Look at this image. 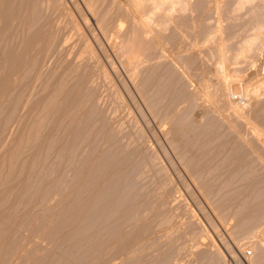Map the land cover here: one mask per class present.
Segmentation results:
<instances>
[{"label":"rangeland","instance_id":"obj_1","mask_svg":"<svg viewBox=\"0 0 264 264\" xmlns=\"http://www.w3.org/2000/svg\"><path fill=\"white\" fill-rule=\"evenodd\" d=\"M129 1L29 0L32 4H28V9L30 7L32 13H29L27 20L29 18L32 22V18L36 23L32 22L26 34L40 31L43 35L41 40L45 41L40 53L48 51L37 55L40 60L36 58V62L33 59L36 56L32 57V52L29 54L31 59L26 61L21 70L32 67L31 70H24V73L19 70L20 74L13 72L7 91L9 94H5L0 101V264H251V258L258 251L262 250L264 256V215L259 223L251 226L254 227L253 233L249 227L245 230L240 228L247 215L255 211L264 214V162L258 161L247 147L244 148L242 142L239 143V139L236 140L238 136L229 124L232 120H225L218 111L222 103L214 109L207 102H200L197 96L201 85L209 82L211 85H207L212 86L214 81L213 64L219 52L217 27H221L219 30L223 32L224 43H228L224 46L230 47L232 52L229 50V54H233L240 40L252 33L254 21L264 20L263 2L256 1L248 4L247 8L245 6L242 11L232 13L236 5L234 0H219L222 4L216 11L212 3L214 0H187L190 5L186 7H192L184 10V13L178 9L175 15L169 16L173 18L168 19L162 11L163 16L170 20L169 26L167 24L165 32L157 31L155 27L153 31L152 26V35L148 37L142 35L144 30L136 28L141 26L128 17ZM147 5L140 11L145 17L151 14L150 6ZM254 6L256 9H253ZM155 16L154 19H157ZM15 27L10 31L19 29ZM151 40L158 41L162 46L155 45L156 53L152 47L149 49L152 52L146 50L152 53V58L144 49ZM261 47L247 57L248 60L236 62L237 66L226 60L225 69L228 68L227 71L234 74L232 79L229 78L231 82L233 80L246 86L248 83V87L251 84V91L264 88L260 87L264 84V42ZM144 54L152 62L147 59L142 62L145 61L142 58ZM136 56V60L141 62L135 61V58L132 60ZM125 62L129 65L126 66ZM227 63L231 65L227 66ZM82 68L84 73L89 72L86 73L87 82L84 81V84L78 80ZM100 69L106 72L107 78ZM134 71L139 76L136 80L132 78ZM33 72L40 73L39 79ZM254 80L260 81H257V89L256 82L252 83ZM13 81L17 82L15 87ZM78 85L80 91L84 92L78 89L76 95L68 94L73 86L77 88ZM207 85L209 91L211 87ZM211 89L213 96L212 90L215 91V88ZM66 96H73L71 98L74 99L59 116V108L62 109L66 103ZM247 100H244L245 105L249 103ZM250 103L249 107L244 105L246 111L251 109L253 102ZM81 112L84 114L81 115ZM259 118H256V123L263 122L261 116ZM73 124L79 131L81 127L84 128L82 132L73 130L74 141L70 136ZM238 124L243 126L242 123L235 126L240 127ZM44 136L47 140L41 138ZM40 142L45 145H40ZM238 144L240 147H237ZM93 151L98 152L96 156L101 159L96 156L93 158L94 155L90 154ZM259 152L261 156L264 154V150ZM103 154L104 157H101ZM88 193L90 198L97 197L94 200L95 208L89 211L80 207L89 198ZM132 238L136 243L131 241ZM123 243L127 244L128 250L117 253Z\"/></svg>","mask_w":264,"mask_h":264},{"label":"bare ground","instance_id":"obj_2","mask_svg":"<svg viewBox=\"0 0 264 264\" xmlns=\"http://www.w3.org/2000/svg\"><path fill=\"white\" fill-rule=\"evenodd\" d=\"M129 1V0H128ZM221 1V0H220ZM234 1H236L235 3H234V5H235V8H234V10H232V13L233 12H239V10H241L242 11V9L246 6V8L248 7L247 5L248 4H253V3H256V1L257 2H263V4H264V0H234ZM130 3H128V5H129V9H127V10H129L130 12V16H128L131 20H133L134 21V23L135 22H137L140 26H141V28H138V27H136L137 29H140L141 31H142V29L144 30L143 32V34L142 35H146V36H150V35H152L151 34V27L153 26V31H154V27H155V29H157V31L158 30H160V31H164L165 29H166V26H167V24L168 23H170V20H167L165 17H167L168 19L169 18H173V16L172 17H169V16H171V14L173 15L176 11L178 12V9L180 10V11H183V13L185 12V11H187V8H191V7H186V6H189L190 5V3L187 1V0H130L129 1ZM187 2L189 3L188 5H187ZM218 2H219V0H214V2L212 1V3H214V10L216 11V10H218V8H219V5H221L222 3H220V4H218ZM223 2V1H222ZM229 2V1H228ZM227 2V3H228ZM259 2V3H260ZM29 2V0H0V101L4 98V95L5 94H9L7 91L10 89V84H9V81L12 79L11 78V75H14L13 74V72H16V73H18V74H20V72H18L19 70H21V68L23 67V65L26 63V61H28V60H30L29 59V54L31 55V52H32V57H34V56H36L35 58H33L34 59V61L36 60V58H37V55H42L43 53L45 54V51H48V50H45V51H43V53H40V51L43 49V47L42 46H44L45 45V41H43V39L41 40V37L43 36H41V32L40 31H38V32H36V31H34L33 33H32V35L31 34H29V32H27V34H26V31H28V30H30L31 28H30V26H32V24L34 23L33 22V20H32V18H31V21L33 22H30V20H29V18H28V20H27V16L29 15V13H32V12H30L29 10H30V7H29V9H28V6L29 5H31L32 3H30ZM225 3V2H224ZM29 4V5H28ZM126 4V3H125ZM145 4V5H144ZM146 4H148L147 6H150L149 7V9H151V14L149 15V13L146 15V17L144 16V15H142L141 14V8H143V6H146ZM204 4V3H203ZM230 4V3H229ZM258 4V3H257ZM262 4V3H261ZM193 5V4H192ZM196 5V4H195ZM200 5H202V4H200ZM206 5V4H205ZM255 5V4H254ZM33 6V5H32ZM32 6H31V8H32ZM89 6V5H88ZM127 6V5H126ZM252 6V5H251ZM255 7V6H254ZM186 8V9H185ZM201 8H203V7H201ZM225 8V7H224ZM249 8H250V6H249ZM253 8V7H252ZM120 9V8H119ZM220 9V8H219ZM226 9V8H225ZM253 9H256V7L255 8H253ZM90 10V9H89ZM185 10V11H184ZM31 11H32V9H31ZM120 11V10H119ZM142 11H144V10H142ZM150 11V10H149ZM162 11H163V13L165 14L166 13V15L167 16H163V13H162ZM180 11H179V13H180ZM188 11H189V9H188ZM190 11H192V10H190ZM189 11V12H190ZM210 11V10H209ZM229 11V10H228ZM254 11V10H253ZM124 12H126V11H124ZM159 12L160 13H162V14H159ZM176 12V13H177ZM218 12V11H217ZM129 13H128V15H129ZM145 13V12H144ZM143 13V14H144ZM156 13L157 14H159V16L160 15H162V17L160 18L158 15L157 16H155L156 15ZM205 13V12H204ZM207 13V12H206ZM209 13V12H208ZM220 13V12H219ZM225 13V12H224ZM230 13V12H229ZM93 14V13H92ZM91 14V15H92ZM126 14V13H125ZM181 14H182V12H181ZM217 14V13H216ZM31 15V14H30ZM33 15V14H32ZM35 15V14H34ZM175 15V14H174ZM178 15V14H177ZM184 15V14H183ZM198 15V14H197ZM196 15V16H197ZM203 15V14H202ZM218 15V14H217ZM227 15V14H226ZM230 15V14H229ZM253 15V14H252ZM259 15V14H258ZM104 16V15H103ZM153 16V17H152ZM154 16L155 17H157V19H154ZM211 16V15H210ZM29 17V16H28ZM105 17V16H104ZM182 17V16H181ZM229 17V16H228ZM256 17H257V15H256ZM197 18H198V16H197ZM208 18V16L205 18V19H207ZM244 18V17H243ZM262 18H263V16H262ZM34 19V18H33ZM64 19V18H63ZM67 19V18H66ZM102 19L103 18H101L100 20L102 21ZM116 19H117V17H116ZM128 18H126V20H127ZM200 19V18H199ZM219 19V18H218ZM217 19V20H218ZM222 19V18H221ZM220 19V20H221ZM227 19V18H226ZM232 19V18H231ZM230 19V20H231ZM257 19V18H256ZM35 20V19H34ZM61 20V19H60ZM99 20V21H100ZM169 21V22H167V21ZM178 20V19H177ZM195 20V19H194ZM224 20V19H223ZM260 20V19H259ZM263 20V19H262ZM73 21H74V19H73ZM98 21V20H97ZM98 21V22H99ZM104 21V20H103ZM179 21V20H178ZM203 21V20H202ZM228 21V20H227ZM232 21V20H231ZM231 21H230V24H231ZM252 21H253V19H252ZM258 21V20H257ZM41 22V21H40ZM59 22V21H58ZM57 22V23H58ZM97 22V23H98ZM118 22V21H117ZM120 22V21H119ZM215 22H220V21H215ZM222 22V21H221ZM226 22V21H225ZM229 22V21H228ZM15 23V24H14ZM36 23V22H35ZM34 23V24H35ZM134 23H132V24H134ZM136 23V24H137ZM194 23V22H193ZM200 23V22H199ZM233 23V22H232ZM243 23V22H242ZM241 23V24H242ZM252 23V22H251ZM250 23V24H251ZM117 24V23H116ZM120 24V23H119ZM191 24V23H190ZM203 24V23H202ZM212 24V23H211ZM222 24V23H221ZM240 24V23H239ZM247 24V23H246ZM97 25V24H96ZM101 25V24H100ZM215 25H217L218 26V23L216 24L215 23ZM234 25H235V23H234ZM11 26H13V27H15V26H17V27H15V29L16 28H19V29H17V31H18V34L16 33L17 31H15L14 32V30H12V31H10V29H12L13 27H11ZM138 26V25H137ZM168 26H169V24H168ZM11 27V28H10ZM33 27H34V25H33ZM39 27V26H38ZM55 27V26H54ZM101 27V26H100ZM120 27V26H119ZM118 27V28H119ZM201 27H203V25L201 26ZM213 27V26H212ZM220 27V26H219ZM219 27H217L218 28V33H216V35L218 34L219 36L217 37V43H218V50H219V52H218V58L217 59H215L216 61H215V63L213 64L214 65V68L215 69H213V71H214V73L212 72V74H213V79H214V81L212 82L213 84H214V87L212 88V86H213V84H212V86H208V85H211V83H209V82H207L209 79H206L207 81V84H205L204 82H203V80H202V83H204L203 85H201V83H198L199 85H201V89L200 90H198L197 91V96H198V99H200L199 101L200 102H202V103H205V102H207L210 106H212V107H214V109H215V107H220V105H221V103H222V105H221V107L220 108H218L219 110L218 111H220V114L223 116V118L225 119V120H228V121H230V120H232V121H230V126L231 127H233L231 130L234 132V134L236 135V136H238V138H236V140L237 139H239L238 141H239V143H241L242 142V144L243 145H245V149H246V147H247V149L249 150V151H251L252 153H253V155L255 156V158L256 159H258V161H263L264 162V154L261 156V153L259 152V151H263L264 150V125H260V123L261 124H263L264 123V115L262 114V112H264L263 110H264V100H262V99H264L263 97L261 98V96L262 95H264L263 94V92L262 91H264V88H261V89H259L258 87L259 86H257V81H259V80H257V81H255L254 80V82H252V83H255L256 82V91H254V86H252V91H251V84H249L250 86L248 87V83H247V86H246V84H240V82H234L233 80H232V82H231V80L230 79H232V74L233 73H229V71H227V69H225V64H226V60H228V61H231V62H233L234 64L236 63V62H238V61H240V60H245V59H249V58H247V57H249L250 55H252V54H254L256 51H259V49H260V47L262 46V44H263V42H264V20L263 21H260V22H256V21H254V24H252V29H251V32L252 33H250V35H248L249 37H247L245 34V36L247 37V38H243L244 40H240V42H239V44H238V46L236 45V49H235V51L233 52V54H229V50H231L230 49V47H228V46H224V45H227L228 43H224V41H226L225 39H224V36L222 35L223 34V32L221 33V30H219ZM246 27V26H245ZM78 28V27H77ZM98 28V27H97ZM106 28V27H105ZM135 28V27H134ZM192 28V27H191ZM208 28H210L209 26H208ZM216 28V29H217ZM221 28V27H220ZM228 28H229V26H228ZM244 28V27H243ZM251 28V27H250ZM102 29V28H101ZM104 29V28H103ZM168 29V28H167ZM230 29V28H229ZM241 29V28H240ZM39 30V29H38ZM41 30V29H40ZM108 30V29H107ZM121 30V29H120ZM120 30H118L119 32H120ZM139 30V31H140ZM175 30V29H174ZM190 30V29H189ZM188 30V31H189ZM109 31H110V29H109ZM152 31V32H153ZM159 31V32H160ZM166 31V30H165ZM164 31V32H165ZM168 31V30H167ZM192 31V30H191ZM201 31V30H200ZM232 31V30H231ZM30 32H32V31H30ZM108 32V31H107ZM114 32V31H113ZM119 32H117L118 34H119ZM204 32V31H203ZM245 32V31H244ZM243 32V33H244ZM78 33V32H77ZM115 33V32H114ZM134 33V32H133ZM168 33V32H167ZM204 33H206V32H204ZM209 33V32H208ZM48 34V33H47ZM79 34V33H78ZM107 34V33H106ZM105 34V35H106ZM109 34V33H108ZM111 34H112V30H111ZM121 34V33H120ZM132 34V33H131ZM156 35H157V32L155 33ZM154 34V35H155ZM162 34V33H161ZM164 34V33H163ZM237 34V33H236ZM27 35H31V37H29V36H27ZM117 35V34H116ZM129 35V34H128ZM132 35H134V34H132ZM155 35V36H156ZM159 35V34H158ZM172 35V34H171ZM205 35V34H204ZM233 35H235V34H233ZM238 35V34H237ZM17 36V37H16ZM93 36H95V35H93ZM109 36V35H108ZM111 36V35H110ZM114 36V35H113ZM112 36V37H113ZM119 36V35H118ZM122 36V35H121ZM130 36V35H129ZM145 36V37H146ZM198 36V35H197ZM207 36V35H206ZM29 37V38H28ZM71 37V36H70ZM83 37V36H82ZM112 37H111V39H112ZM128 37V36H127ZM132 37V36H131ZM134 37V36H133ZM138 37V36H137ZM151 37V36H150ZM160 37V36H159ZM158 37V38H159ZM213 37V36H212ZM17 38H19V40L17 39ZM43 38V37H42ZM55 38V37H54ZM85 38V37H84ZM115 38V37H114ZM113 38V39H114ZM117 38V37H116ZM119 38V37H118ZM144 38V37H143ZM200 38V37H199ZM18 40V41H15L14 42V40ZM46 39H47V37H46ZM52 39V38H51ZM69 39V38H68ZM122 39V38H121ZM127 39V38H126ZM151 39V38H150ZM196 39H197V37H196ZM88 40V39H87ZM110 40V39H109ZM123 40V39H122ZM131 40V39H130ZM137 40H139V39H137ZM161 40V39H160ZM168 40V39H167ZM215 40V39H214ZM43 41V42H42ZM48 41V40H47ZM49 41H50V39H49ZM113 40H111V42H112ZM152 41V42H151ZM150 42H148V43H146V48H145V46H144V49H145V51L146 50H149L151 47V49H155L154 47H155V45L158 47V46H161V45H159V43H158V41H153V40H151ZM184 41V40H183ZM4 42V43H3ZM88 42V41H87ZM110 42V41H109ZM114 42V41H113ZM139 42H140V40H139ZM2 43L4 44V45H2ZM86 43V42H85ZM84 43V44H85ZM91 43V42H90ZM116 43V42H115ZM119 43V42H118ZM121 43H123V42H121ZM166 43H169V42H166ZM172 43H173V41H172ZM200 43V42H199ZM213 43V42H212ZM224 43V44H223ZM89 44V43H88ZM137 44V43H136ZM148 44V45H147ZM161 44V43H160ZM116 45V44H115ZM197 45H199V44H197ZM197 45H196V48L198 49V47H197ZM214 45V44H213ZM48 46V45H47ZM47 46L45 47L46 49H47ZM65 46V45H64ZM88 46V45H87ZM90 46H91V44H90ZM166 46V45H165ZM216 46V45H215ZM217 46H216V48H217ZM220 46V47H219ZM93 47V46H92ZM119 47V46H118ZM140 47V46H139ZM162 47V46H161ZM85 48H87V47H85ZM89 48V47H88ZM113 48V47H112ZM135 48V47H134ZM210 48V47H209ZM211 48H213V47H211ZM215 48V49H216ZM262 48V47H261ZM77 49V48H76ZM143 49V48H142ZM163 49V48H162ZM50 50L51 49H49V52H50ZM78 50V49H77ZM88 50V49H87ZM94 50V49H93ZM118 50V49H117ZM217 50V49H216ZM65 51V50H64ZM89 51V50H88ZM141 51V50H140ZM150 52H152V50H149ZM147 52L146 51V53H148V55H150V57L152 56V53H150V52ZM155 51V50H154ZM186 51V50H185ZM204 51V50H203ZM212 51V50H211ZM78 52V51H77ZM83 52V51H82ZM92 52H94V51H92ZM157 52V50L154 52V53H156ZM160 52V51H159ZM162 52V51H161ZM216 52V51H215ZM214 52V53H215ZM231 52H232V50H231ZM52 53V52H51ZM50 53V54H51ZM87 53V52H86ZM90 54H91V56L92 57H94V54H92L91 53V51L89 52ZM96 53V52H95ZM150 53V54H149ZM46 54H48L47 52H46ZM66 54V53H65ZM80 54H82V53H80ZM159 54V53H158ZM85 55V54H84ZM83 55V56H84ZM127 55V54H126ZM138 55V54H137ZM145 55V54H144ZM144 55H142L143 57V59H145V61H142V62H146V59H147V61H149V56H147V54L145 55V56H147V58L144 56ZM164 55V54H163ZM166 55V54H165ZM208 55V54H207ZM229 55L230 56H232L231 57V60L229 59L230 57H229ZM48 56V55H47ZM68 56V55H67ZM79 56H81V55H79ZM78 56V57H79ZM98 56V55H97ZM155 56V55H154ZM159 56V55H158ZM43 57H44V55H43ZM50 57V56H49ZM77 57V58H78ZM85 57V56H84ZM131 57V56H130ZM145 57V58H144ZM149 57V58H148ZM170 57V56H169ZM199 57V56H198ZM227 57V58H226ZM256 57V56H255ZM40 58H42V57H40ZM69 58H70V56H69ZM95 58V57H94ZM132 58V57H131ZM134 58H135V61H139V60H136L137 59V56L136 57H133V59L132 60H134ZM142 58H140V59H142ZM152 58V57H151ZM166 58V57H165ZM180 58V57H179ZM202 58V57H201ZM33 59H32V61H33ZM37 59H39V56H38V58ZM46 59V58H45ZM45 59H43V60H45ZM48 59V58H47ZM75 59V58H74ZM73 59V60H74ZM87 59V58H86ZM90 59V58H89ZM93 59V58H92ZM98 59H100V58H98ZM156 59V58H155ZM172 59V58H171ZM178 59V58H177ZM40 60V59H39ZM39 60H38V62L37 63H39ZM42 60V61H43ZM73 60L71 61V62H73ZM82 60V59H81ZM84 60V59H83ZM91 60V59H90ZM128 60V59H127ZM131 60V61H132ZM151 60V59H150ZM182 60V59H181ZM37 61V60H36ZM35 61V62H36ZM77 61H79V59L77 60ZM86 61V60H85ZM94 61V60H93ZM110 61V60H109ZM126 61V60H125ZM185 61V60H184ZM35 62H32V64H34ZM127 62V61H126ZM126 62H125V65H126ZM128 62H130V61H128ZM139 62H141V61H139ZM139 62H137V63H139ZM149 62H152V61H149ZM148 62V63H149ZM242 62V61H241ZM263 62V61H262ZM29 63V62H28ZM36 63V64H37ZM44 63H45V61H44ZM87 63V62H86ZM102 63V62H101ZM136 63V62H135ZM205 63V62H204ZM251 63V62H250ZM35 64V65H36ZM42 64H43V62H42ZM42 64H39V65H41L42 66ZM83 64V63H82ZM132 64V63H131ZM130 64V65H131ZM193 64V63H192ZM202 64V63H201ZM233 64V65H234ZM28 66H29V64H27ZM31 65V64H30ZM38 65V68L40 67ZM98 65V64H97ZM124 65V66H125ZM127 65H129L128 63H127ZM126 65V66H127ZM141 65H142V63H141ZM140 65V66H141ZM231 65V64H230ZM228 63H227V66H230ZM233 65H232V68H233ZM248 65V64H247ZM254 65V64H253ZM32 66V65H31ZM95 66V65H94ZM103 66H105L104 64H103ZM143 66V65H142ZM170 66V65H169ZM235 66V65H234ZM236 66H237V63H236ZM25 67H27V66H25ZM24 67V68H25ZM34 67V66H33ZM43 67H44V65H43ZM96 67V66H95ZM94 67V68H95ZM192 67V66H191ZM23 68V69H24ZM32 68V67H31ZM31 68L29 69V68H27V69H24L25 71H28V70H31ZM66 68V67H65ZM64 68V69H65ZM93 68V69H94ZM40 69V68H39ZM42 69V68H41ZM40 69V70H41ZM68 69V68H67ZM66 69V70H67ZM83 69V68H82ZM99 69V68H98ZM127 69V68H126ZM193 69V68H192ZM230 69V68H229ZM24 70H21V71H23V73L25 72ZM37 70V69H36ZM61 70V69H60ZM66 70H65V72H66ZM96 70V69H95ZM101 70V69H100ZM98 71V73H100L101 71ZM161 70V69H160ZM168 70V69H167ZM201 70V69H200ZM248 70H249V68H248ZM253 70V69H252ZM35 71V70H34ZM73 71V70H72ZM78 71H79V69H78ZM84 71V69L81 71V73L82 74H80L79 76V78H78V80H79V82H83L82 84H84V81H86L87 80V75H86V73H89L88 71L86 72V73H84L83 72ZM139 71V70H138ZM187 71V70H186ZM185 70H184V72H186ZM39 72H41V71H39ZM63 72H64V70H63ZM94 72H96V71H94ZM94 72H93V75H94ZM102 72H104V73H102ZM101 72V74H103V76L104 77H106V72L105 71H102ZM142 72V71H141ZM176 72V71H175ZM190 72V71H189ZM206 72V71H205ZM207 72H208V70H207ZM32 73V72H31ZM37 73V72H36ZM36 73H34L33 72V74L35 75ZM41 73H43V72H41ZM44 73H46V72H44ZM68 73V72H67ZM73 73H75V71L73 72ZM72 73V74H73ZM78 73V72H77ZM164 73V72H163ZM192 73V72H191ZM17 74V75H18ZM30 74V73H29ZM28 74V75H29ZM40 74V73H39ZM39 74H36L37 75V77L39 76ZM65 74V73H64ZM72 74H71V76H72ZM116 74V73H115ZM178 74V73H177ZM249 74V73H248ZM248 74H247V77H248ZM258 74V73H257ZM257 74H256V77H257ZM261 74V73H260ZM61 75V74H60ZM76 75V74H75ZM90 75H91V73H90ZM93 75H91V77H93ZM109 75V74H108ZM133 75H135L136 76V74H135V71H134V74ZM132 75V78H134V80H136L138 77L136 76V78H135V76H133ZM182 75V74H181ZM197 75V74H196ZM204 75H206V74H204ZM210 75V74H209ZM242 75V74H241ZM264 75V74H263ZM262 75V76H263ZM20 76V75H19ZM19 76H17V77H19ZM49 76H51V75H49ZM68 76V75H67ZM98 76H100V75H98ZM142 76V75H141ZM200 76V75H199ZM202 76V75H201ZM207 76V75H206ZM251 76V75H250ZM261 76V77H262ZM13 77V76H12ZM14 77H16V76H14ZM16 77V78H17ZM22 77V76H21ZM33 77H36V76H33ZM52 77V76H51ZM50 77V78H51ZM60 77V76H59ZM64 77V76H63ZM143 77V76H142ZM233 77H234V74H233ZM252 77V76H251ZM253 77H254V75H253ZM11 78V79H10ZM16 78H14L15 80H17ZM20 78V77H19ZM42 78V77H41ZM58 78V77H57ZM76 78V77H75ZM96 78V77H95ZM94 78V79H95ZM107 78V77H106ZM129 78V77H128ZM207 78V77H206ZM230 78V79H229ZM244 78V77H243ZM250 78V77H249ZM34 79V78H33ZM38 79H39V77H38ZM43 79H44V77H43ZM60 79H62V77H60ZM70 79V78H69ZM91 79V78H90ZM99 79V78H98ZM103 79V78H102ZM102 79H100V80H102ZM130 79V78H129ZM161 79V78H160ZM169 79V78H168ZM194 79V78H193ZM203 79H204V77H203ZM234 79V78H233ZM255 79V78H254ZM47 80V79H46ZM52 80V79H51ZM54 80V79H53ZM58 80H59V78H58ZM77 80V79H76ZM77 80V81H78ZM96 80V79H95ZM104 80V79H103ZM132 80V79H131ZM178 80V79H177ZM205 80V79H204ZM234 80H236V76H235V79ZM249 80V79H248ZM22 81V80H21ZM20 81V82H21ZM35 81H37L36 79H35ZM43 81V80H42ZM56 81V80H55ZM62 81V80H61ZM64 81V80H63ZM92 81V80H91ZM94 81V80H93ZM107 81V80H106ZM144 81V80H143ZM168 81V80H167ZM199 81H200V79H199ZM212 81V80H211ZM210 81V82H211ZM252 81V80H251ZM263 81H264V79H263ZM15 82V83H14ZM19 82V81H18ZM26 81H24V83H25ZM38 82H40V81H38ZM44 82V81H43ZM49 82V81H48ZM78 82V83H79ZM87 82V81H86ZM85 82V83H86ZM101 82V81H100ZM109 82V81H108ZM148 82V81H147ZM180 82V81H179ZM201 82V81H200ZM260 82V81H259ZM11 83V82H10ZM14 83V84H13ZM13 83H12V85H13V87H15L14 85L17 83L16 81H13ZM31 83V82H30ZM61 83V82H60ZM72 83V82H71ZM73 83H74V81H73ZM110 83V82H109ZM141 83V82H140ZM146 83V82H145ZM161 83V82H160ZM159 83V84H160ZM177 83V82H176ZM241 83H243V80H242V82ZM250 83V82H249ZM264 83V82H263ZM22 84V83H21ZM27 84V83H26ZM29 84V83H28ZM54 84H55V82H54ZM58 84V83H57ZM68 84V83H67ZM70 84V83H69ZM117 84V83H116ZM133 84H135V83H133ZM144 84V83H143ZM259 84V83H258ZM9 85V86H8ZM30 85V87H32V85L31 84H29ZM43 85V84H42ZM60 85V84H59ZM77 85V84H76ZM80 85V84H79ZM79 85L77 86V88L76 87H74L75 86V84H74V86H73V88H71V90L68 92V94H77L76 93V91L79 89ZM187 85V84H186ZM192 85V84H191ZM206 85L210 88H212V89H214L215 88V91H213L211 88V90H212V92H214L213 93V96H212V93H211V91H210V89H209V91H208V88H206ZM241 85H244V86H241ZM255 85V84H254ZM23 86V85H22ZM25 86V85H24ZM50 86V85H49ZM48 86V87H49ZM54 86V85H53ZM61 86V85H60ZM64 86V85H63ZM66 86V85H65ZM68 86V85H67ZM70 86V85H69ZM68 86V87H69ZM103 86V85H102ZM147 86V85H146ZM183 86V85H182ZM189 86V85H188ZM13 87H12V89H13ZM26 87H28V85L26 86ZM55 87H56V85H55ZM86 87V86H85ZM84 87V88H85ZM138 87V86H137ZM260 87H264V84H262V86H260ZM33 88V87H32ZM47 88V87H46ZM58 88V87H57ZM57 88H55V89H57ZM67 88V87H66ZM143 88V87H142ZM12 89H11V91H12ZM64 89V88H63ZM75 89V90H74ZM146 89H148V88H146ZM21 90V89H20ZM24 90H25V87H24ZM30 90V89H29ZM32 91H33V89H31ZM46 90V89H45ZM69 90V89H68ZM143 90H144V88H143ZM142 90V91H143ZM195 90V89H194ZM10 91V92H11ZM14 91H16L15 89H14ZM27 91H28V89H27ZM39 91V90H38ZM79 91H80V89H79ZM117 91V90H116ZM22 92H23V88H22ZM21 92V93H22ZM26 92V91H25ZM36 92V91H35ZM63 92V91H62ZM81 92V91H80ZM82 92H84V90L82 91ZM81 92V93H82ZM110 92V91H109ZM118 92V91H117ZM17 93V92H16ZM15 93V94H16ZM19 93V92H18ZM31 93V92H30ZM42 93V92H41ZM44 93V92H43ZM46 93V92H45ZM47 93H48V91H47ZM80 93V94H81ZM112 93V92H111ZM145 93V92H144ZM196 93V92H195ZM210 93V94H209ZM246 93V94H245ZM248 93H251V94H248ZM262 93V94H261ZM29 94V93H28ZM49 94H50V90H49ZM53 94V93H52ZM66 94H67V92H66ZM105 94V93H104ZM209 94V95H208ZM244 94H245V96H244ZM90 95V94H89ZM120 95V94H119ZM211 95V96H210ZM247 95H248V97H247ZM261 95V96H260ZM39 96V95H38ZM46 96V95H45ZM184 96V95H183ZM39 97H41V96H39ZM47 97V96H46ZM50 97V96H49ZM59 97V96H58ZM67 97V96H66ZM71 97H73V96H71ZM70 96L69 97H67L66 99H67V101H66V103H64L63 104V107H62V109L61 108H59L60 110H59V113H61V114H59V116L60 115H62V112H63V110H66L65 108L67 107V106H69V105H71L72 104V100L71 99H74V98H71ZM78 97V96H77ZM113 97V96H112ZM244 97H247L246 99L244 98ZM249 97H251L252 99H254V100H250L249 99ZM254 97V98H253ZM11 98H12V96H11ZM44 98V97H43ZM51 98V97H50ZM119 98V97H118ZM180 98V97H179ZM21 99V98H20ZM42 99V98H41ZM77 99V98H76ZM79 99V98H78ZM172 99V98H171ZM201 99H204L203 101H201ZM249 100V103H250V101H251V105L252 106H250L251 107V109L249 108L247 111H246V107H247V105L249 104H247V105H245L244 104V102L246 101V100ZM44 100H45V98H44ZM147 100V99H146ZM197 100V99H196ZM245 100V101H244ZM248 100H247V102H248ZM42 101H43V99H42ZM73 101H75V100H73ZM90 101V100H89ZM122 101V100H121ZM35 102V101H34ZM39 102H41V101H39ZM38 102V103H39ZM56 102V101H55ZM59 102V101H58ZM63 102H64V100H63ZM62 102V103H63ZM79 102V101H78ZM77 102V103H78ZM123 102V101H122ZM43 103V102H42ZM47 103H49V101H47ZM53 103V102H52ZM95 103V102H94ZM112 103V102H111ZM110 103V104H111ZM51 104V103H50ZM49 104V105H50ZM56 104V103H55ZM81 104V103H80ZM152 104V103H151ZM206 104V103H205ZM204 104V105H205ZM220 104V105H219ZM240 104V105H239ZM39 105V104H38ZM41 105V104H40ZM44 105V104H43ZM48 105V104H47ZM53 105H54V103H53ZM53 105H51V107L53 106ZM113 105V104H112ZM176 105V104H175ZM193 105V104H192ZM203 105V104H202ZM246 107H245V106ZM45 106V105H44ZM56 106V105H55ZM150 106V105H149ZM196 106V105H195ZM73 107H74V104H73ZM80 107V106H79ZM153 107V106H152ZM170 107V106H169ZM178 107V106H177ZM206 107V106H205ZM248 107H249V105H248ZM76 108V107H75ZM78 108V107H77ZM188 108V107H187ZM46 109V108H45ZM208 109H210L209 107H208ZM213 109V108H212ZM85 110V109H84ZM170 110V109H169ZM180 110V109H179ZM43 111V110H42ZM69 111H70V109H69ZM77 111V110H76ZM170 112V111H169ZM204 112V111H203ZM52 113H53V111H52ZM71 113V112H70ZM73 113V112H72ZM79 113V112H78ZM82 113L83 112H81L80 114L82 115ZM165 113V112H164ZM188 113V112H187ZM215 113V112H214ZM218 113V112H217ZM28 114V113H27ZM44 114V113H43ZM84 114V113H83ZM182 114V113H181ZM194 114V113H193ZM39 114H37V116H38ZM164 115V114H163ZM207 115V114H206ZM215 115V114H214ZM219 115V114H218ZM25 116V115H24ZM28 116V115H27ZM31 116V115H30ZM41 116V115H40ZM75 116V115H74ZM205 116V115H204ZM208 116V115H207ZM261 116V120H263V122H261V121H259V122H257L256 123V118H259ZM13 117V116H12ZM33 117V116H32ZM42 117V116H41ZM40 117V118H41ZM55 117V116H54ZM70 117V116H69ZM84 117V116H83ZM46 118V117H45ZM58 118V117H57ZM64 118V117H63ZM67 118V117H66ZM177 118V117H176ZM193 118V117H192ZM208 118V117H207ZM21 119V118H20ZM37 119V118H36ZM73 119H74V117H73ZM77 119V118H76ZM75 119V120H76ZM173 119V118H172ZM185 119V118H184ZM201 119V118H200ZM199 119V120H200ZM260 119V118H259ZM74 120V121H75ZM28 120H26V122H27ZM52 121V120H51ZM71 121V120H70ZM173 121V120H172ZM198 121V120H197ZM29 122V121H28ZM33 122V121H32ZM183 122V121H182ZM184 122H187V121H184ZM227 122V121H226ZM34 123V122H33ZM74 123V122H73ZM198 123V122H197ZM205 123V122H204ZM235 123V124H234ZM237 123H242V127L238 124V126H240V127H237V126H235V125H237ZM26 124V123H25ZM39 124V123H38ZM41 124V123H40ZM49 124V123H48ZM76 124V123H75ZM75 124H73L72 125V127H70L71 128V130H72V132L70 133V136H72L71 138H72V140L74 141V133H73V130H75V131H79V130H77V127H76V125ZM162 124V123H161ZM184 124V123H183ZM234 124V125H233ZM197 125V124H196ZM26 126V125H25ZM39 126V125H38ZM41 126V125H40ZM56 126V125H55ZM71 126V125H70ZM161 126V125H160ZM34 127V126H33ZM42 127V126H41ZM178 127V126H177ZM245 127V128H244ZM54 129H55V127H53ZM52 128V130H54ZM189 128H190V125H189ZM244 129V130H242V132H241V129ZM34 129V128H33ZM38 129V128H37ZM49 129V128H48ZM51 129V128H50ZM49 129V130H50ZM79 129V128H78ZM81 130H84V128H80ZM181 129V128H180ZM191 129V128H190ZM200 129V128H199ZM35 130V129H34ZM52 130H51V132H52ZM79 131V132H82V131ZM192 130V129H191ZM22 131V130H21ZM31 131V130H30ZM54 132V131H53ZM85 132V131H84ZM84 132H83V134H84ZM198 132V131H197ZM231 132V131H230ZM232 132V133H233ZM40 133H41V131H40ZM86 133H88V132H86ZM190 133V132H189ZM231 133V134H232ZM32 135H33V133H31ZM203 134V133H202ZM28 135V134H27ZM46 135V134H45ZM54 135V134H53ZM201 135V134H200ZM37 136V135H36ZM40 136V135H39ZM47 136V135H46ZM46 136H44V137H41V138H43V140H44V138L46 139ZM69 136V137H70ZM82 136V135H81ZM83 136H85V135H83ZM231 136V135H230ZM196 137V136H195ZM233 137H234V135H233ZM38 138V137H37ZM48 138V137H47ZM77 138V137H76ZM81 138V137H80ZM248 138H250L251 140H249ZM35 139V138H34ZM105 139V138H104ZM196 139V138H195ZM230 139V138H229ZM232 139V138H231ZM41 140V139H40ZM42 140V141H43ZM47 140V139H46ZM77 140H78V138H77ZM77 140H75V141H77ZM233 140H235V139H233ZM233 140H231V141H233ZM13 141V140H12ZM28 141V140H27ZM26 141V142H27ZM31 140H29V142H30ZM80 141V140H79ZM209 141V140H208ZM44 142V141H43ZM43 142H40L41 144L40 145H43L42 143ZM46 143V142H45ZM70 143H72V142H70ZM79 143V142H78ZM81 143H83V141H81ZM22 144V143H21ZM80 144V143H79ZM234 144H235V142H234ZM241 144V145H242ZM45 145V144H44ZM43 145V146H44ZM53 145V144H52ZM226 145H227V143H226ZM236 145V144H235ZM42 146V147H43ZM88 146V145H87ZM171 146V145H170ZM69 147V146H68ZM233 147V146H232ZM234 147H236V146H234ZM237 147H240L239 146V144H238V146ZM236 147V148H237ZM242 147V146H241ZM20 148V147H19ZM233 149V148H232ZM235 149V148H234ZM240 148H238V150H239ZM242 149V148H241ZM244 149V150H245ZM40 150V149H39ZM236 150V149H235ZM238 150H237V152H238ZM243 150V151H244ZM248 150H246V151H248ZM95 151V150H94ZM93 151V153H90V154H93L94 156H93V158L96 156V154L98 153V152H94ZM100 151H101V149H100ZM106 151V150H105ZM231 151V150H230ZM53 152V151H52ZM92 152V151H91ZM236 152V151H235ZM236 152V153H237ZM239 152H241V151H239ZM250 152V153H251ZM103 153H104V151H103ZM100 154V153H99ZM98 154V155H99ZM237 154H240V153H237ZM66 155V154H65ZM100 155H102V153L100 154ZM24 156V155H23ZM88 157V156H87ZM86 157V158H87ZM96 157H98L99 158V156H96ZM101 157H104V154H103V156H101ZM239 157H241V156H239ZM243 157V156H242ZM91 158H92V156H91ZM92 158V159H93ZM97 158V159H98ZM91 159V160H92ZM99 159H101V158H99ZM68 160V159H67ZM84 160V159H83ZM87 160V159H86ZM96 160V159H95ZM70 161V160H69ZM90 161V160H89ZM94 161V160H93ZM210 161V160H209ZM208 161V162H209ZM256 161V160H255ZM222 162V161H221ZM226 162V161H225ZM23 163V162H22ZM223 163V162H222ZM220 164V163H219ZM254 164V163H253ZM85 165V164H84ZM256 165V164H255ZM85 166H87V165H85ZM264 166V165H263ZM84 167V166H83ZM259 167V166H258ZM195 168V167H194ZM196 169V168H195ZM258 169V168H257ZM83 170H84V168H83ZM109 170V169H108ZM111 170V169H110ZM210 170V169H209ZM82 171V170H81ZM103 171V170H102ZM107 171V170H106ZM113 171V170H112ZM252 171V170H251ZM262 171V170H261ZM110 173H111V171H109ZM120 172V171H119ZM242 172V171H241ZM106 174H107V172H105ZM109 173V174H110ZM223 173V172H222ZM227 173V172H226ZM253 174H255V173H253ZM262 174V173H261ZM225 175V174H224ZM249 175V174H248ZM97 176V175H96ZM77 178H78V176H77ZM101 178H102V176H101ZM101 178H99V179H101ZM87 180V179H86ZM103 180V179H102ZM108 180V179H107ZM107 180H105L106 182H107ZM62 181V180H61ZM71 181V180H70ZM90 181H92V179L90 180ZM102 182V181H101ZM106 182H105V184H106ZM242 182V181H241ZM240 182V183H241ZM103 183H104V181H103ZM84 184V183H83ZM90 184V183H89ZM102 184V183H101ZM104 184V185H105ZM242 185V184H241ZM99 186H102V185H99ZM106 186H108V185H105V187ZM261 186V185H260ZM263 186V185H262ZM71 187V186H70ZM120 187V186H119ZM97 189H98V187H97ZM116 189V188H115ZM248 189V188H247ZM94 190V189H93ZM100 190V189H99ZM103 190V189H102ZM252 190V189H251ZM234 191V190H233ZM96 192V195H97V190L95 191ZM99 192H101V190L99 191ZM94 193V192H93ZM259 194H260V192H259ZM88 195V197L90 198V196H89V193L87 194ZM92 196V195H91ZM99 196V195H98ZM262 197V196H261ZM89 198H86V200H84V203L80 206V207H84V209H88V211L89 210H92L93 209V207H94V200L96 201V199H97V197H96V199H94L95 198V196H94V198L93 197H91L90 199ZM261 200V199H260ZM106 201V200H105ZM155 201V200H154ZM258 201V200H257ZM112 202V201H111ZM247 202H248V200H247ZM246 202V203H247ZM97 202H95V204H96ZM71 204V203H70ZM115 204H117V203H115ZM123 204V203H122ZM121 205V204H120ZM78 206V205H77ZM76 206V207H77ZM101 205L99 204V207H100ZM108 206V205H107ZM246 206V205H245ZM79 207V206H78ZM77 207V208H78ZM42 208V207H41ZM76 208V209H77ZM95 208V207H94ZM98 208V207H97ZM122 208V207H121ZM164 208V207H163ZM101 209V208H100ZM73 210V209H72ZM75 210V209H74ZM99 210V209H98ZM229 210V209H228ZM101 211V210H100ZM137 212V211H136ZM247 212V211H246ZM80 213V212H79ZM89 213V212H88ZM103 213V212H102ZM42 214V213H41ZM77 214V213H76ZM83 214V213H82ZM100 214V213H99ZM98 214V215H99ZM105 214V213H104ZM228 214V213H227ZM237 214H238V212H237ZM242 214H243V212H242ZM252 214V213H251ZM247 215L246 216V219H241L242 220V222H241V224H240V228L242 229V230H245L247 227H249L250 229H251V232H252V229L254 228H252L251 226H255L257 223H259V220H260V218H263V215L264 214H262L261 212H256L255 211V213L254 214H252V215ZM260 214H262V215H260ZM86 215V214H85ZM89 215H91L92 216V218H93V215L92 214H90L89 213ZM89 215H87V216H89ZM122 215V214H121ZM229 215H230V213H229ZM72 216V215H71ZM244 216H245V214H244ZM251 216V217H250ZM90 217V216H89ZM95 217H96V215H95ZM86 218H88V217H86ZM102 218H103V216H102ZM102 218H100V219H102ZM226 218V217H225ZM240 218V217H239ZM80 219V218H79ZM83 220L85 219V218H82ZM89 220V218L87 219V221ZM95 220H97V219H95ZM262 220V219H261ZM70 221V220H69ZM78 221V220H77ZM80 221V220H79ZM78 221V222H79ZM75 222V221H74ZM139 222V221H138ZM162 222V221H161ZM261 222V221H260ZM77 223V222H76ZM85 223V222H84ZM236 223V222H235ZM264 223V222H263ZM261 224V223H260ZM73 225H75V223L73 224ZM77 225V224H76ZM89 225V224H88ZM121 225V224H120ZM68 226V225H67ZM228 226V225H227ZM84 227V226H83ZM258 227H260V226H258ZM262 227V226H261ZM264 227V226H263ZM262 227V228H263ZM86 228V227H85ZM238 228V227H237ZM236 228V229H237ZM70 229H71V227H70ZM77 229V228H76ZM99 229V228H98ZM184 229V228H183ZM250 229H247L248 231L250 230ZM99 230H101V229H99ZM144 230V229H143ZM238 230H239V228H238ZM246 230V231H247ZM83 231V230H82ZM86 231V230H85ZM84 231V232H85ZM146 231V230H145ZM230 231V230H229ZM233 231V230H232ZM147 232V231H146ZM234 232V231H233ZM237 232V231H236ZM93 233V232H92ZM232 233V232H231ZM246 233V232H245ZM253 233V232H252ZM74 234V233H73ZM88 234V233H87ZM91 234V233H90ZM94 234V233H93ZM100 234V233H99ZM164 234V233H163ZM194 234V233H193ZM251 234V233H250ZM257 234H258V232H257ZM80 235H82V234H80ZM116 237L118 236V234L116 235V232H115V234H114ZM119 236H121V234L119 235ZM138 236V235H137ZM73 237V236H72ZM81 237V236H80ZM85 237V236H84ZM97 237V236H96ZM135 237H136V235H135ZM167 237V236H166ZM237 237V236H236ZM102 238V237H101ZM119 238V237H118ZM118 238H116V239H118ZM128 238V237H127ZM197 238V237H196ZM260 238V237H259ZM68 239V238H67ZM73 239H74V237H73ZM81 239V238H80ZM88 239V238H87ZM97 239V238H96ZM121 239V238H120ZM124 239V238H123ZM130 239V238H129ZM136 239V238H135ZM138 239H140V238H138ZM91 240V239H90ZM199 240V239H198ZM79 241V240H78ZM83 241V240H82ZM130 241V240H129ZM131 241L133 242L134 241V238H132L131 239ZM130 241V242H131ZM77 242V241H76ZM81 242V241H80ZM90 242V241H89ZM130 242H128L127 241V243H128V245L130 246ZM86 243V242H85ZM108 243V242H107ZM126 243V242H125ZM125 243H123V245H121L120 247H119V249L117 250V253L118 252H122V251H124V250H128V249H126V248H128V246H127V244H125ZM133 243H136V240H135V242H133ZM255 243V242H254ZM213 244V243H212ZM132 245V244H131ZM135 245V244H134ZM133 245V246H134ZM141 245V244H140ZM10 246V245H9ZM13 246V245H12ZM108 246V245H107ZM257 246V245H256ZM260 246V245H259ZM94 247V246H93ZM130 248V247H129ZM263 248V247H262ZM7 249V248H6ZM70 249V248H69ZM261 249V248H260ZM16 250V249H15ZM74 250V249H73ZM92 250V249H91ZM99 250V249H98ZM163 251V250H162ZM261 252H262V250H260ZM260 251H258V254L257 255H255V257H253V258H251V260H250V263L251 264H264V256L262 257V254H263V252L261 253ZM20 252V251H19ZM90 252V251H89ZM201 252V251H200ZM257 252V251H256ZM86 253V252H85ZM221 253V252H220ZM21 254V253H20ZM90 254V253H89ZM88 255V254H87ZM94 255V254H93ZM129 255V254H128ZM222 255V254H221ZM17 256V255H16ZM219 256V255H218ZM132 257V256H131ZM190 257V256H189ZM113 258V257H112ZM154 259V258H153ZM223 259V258H222ZM32 262V261H31ZM182 262V261H181ZM116 263V262H115ZM158 263V262H157ZM156 263V264H157ZM170 263V262H169Z\"/></svg>","mask_w":264,"mask_h":264}]
</instances>
